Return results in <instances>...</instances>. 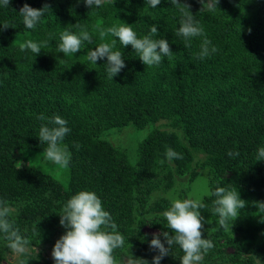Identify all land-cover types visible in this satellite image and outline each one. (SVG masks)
<instances>
[{"label": "trees", "instance_id": "1", "mask_svg": "<svg viewBox=\"0 0 264 264\" xmlns=\"http://www.w3.org/2000/svg\"><path fill=\"white\" fill-rule=\"evenodd\" d=\"M180 2L190 5L217 49L203 60L197 58L202 37L185 47L176 35L180 12L170 0L156 8L147 0H102L92 9L83 0H10L9 7L0 0V201L30 242L18 264H54L33 247L51 242L58 214L79 191L97 195L124 237V245L113 252L117 264L125 256L152 264L159 253L150 249L154 233L144 227L156 234L171 231L162 216L170 202L161 196L152 200L154 193L168 192L178 176L194 180L203 168L209 171V191L237 190L246 206L229 232L218 224L215 197L201 198L202 236L214 245L201 263L264 264V212L256 205L264 202V161H256L264 147V0H218L214 10L202 8L199 0ZM25 3L35 9L49 6L34 29H27L19 14ZM120 21L138 38L156 25L154 38L167 40L173 55L148 67L131 45L123 47L111 35L101 40L100 31ZM81 28L90 33L91 43L82 42L75 54L57 52L60 33L78 34ZM114 39L125 67L111 80L106 58L95 65L86 54ZM27 40L47 43L35 56L20 50ZM40 114L67 121L70 131L61 142L71 155L67 168L44 159ZM147 127L130 153L108 138ZM167 148L183 158L168 160ZM229 151L239 155L229 157ZM10 250L0 233V261ZM182 256L173 245L160 264H180Z\"/></svg>", "mask_w": 264, "mask_h": 264}, {"label": "clouds", "instance_id": "2", "mask_svg": "<svg viewBox=\"0 0 264 264\" xmlns=\"http://www.w3.org/2000/svg\"><path fill=\"white\" fill-rule=\"evenodd\" d=\"M83 2L89 9L102 4V0H83ZM160 2L161 0H147L152 8H156ZM199 2L202 8L207 6L210 10H214L218 0H199ZM9 3L10 0H2L4 7H9ZM170 4L180 12L176 35L183 38L185 47L190 46L193 38L202 37L197 58L203 60L215 53L217 49L212 46L204 28L189 11L190 5L181 3L180 0H170ZM46 10L49 11L47 4L40 9H35L25 3L20 8L19 14L24 26L27 29H34ZM2 26L5 29L9 27L7 23ZM75 26L80 27L78 24ZM108 35L118 38L123 47L131 45L140 61L148 67L158 66L163 58L173 55L167 40L154 38L159 35L156 25L150 26L149 34L138 38L131 25L120 21L100 31L101 40ZM82 42L91 43V35L86 29L81 28L78 34L65 29L60 33L57 52L63 55L75 54L82 50ZM46 43L38 44L27 40L19 47L21 51L30 50L37 56ZM115 44V39L110 43H100L95 50L89 49L86 54L88 61L95 65L97 60L106 58L105 70L111 80L125 67L122 51L114 50ZM36 119L44 122L38 133L40 143L46 144L43 148L44 159L67 168L71 155L67 147L62 146L61 143L70 131L66 126L67 121L59 115L46 117L40 114ZM227 154L229 157H235L239 155V152L229 151ZM165 156L168 160L183 158L171 148L166 149ZM256 161H264V147L257 150ZM205 195L215 197L212 203L213 211L218 215V224L225 231L231 232V226L238 218L239 210L246 206V201L239 198L237 190L225 187H216L214 191H207ZM256 205L261 212H264V202H256ZM204 207L205 204L201 198L183 200L176 197L171 198L170 206L162 212L167 222L166 228L171 231L152 234L149 247L159 253L153 256L152 264H160L161 259L169 255L173 245L179 246L183 252L180 264H200L203 254L214 246L212 241L202 236L204 218L201 215V209ZM10 211V208L0 201V233L4 234L8 247L13 252L23 254L30 242L20 235L19 229L15 228L13 222L8 219ZM58 215L60 216L59 224L66 231L52 247L51 257L54 264H117L113 252L124 245V237L117 231V225L113 222L109 212L104 210L101 200L94 192L79 191L72 195ZM160 236H163V242ZM133 264H148V261L133 258Z\"/></svg>", "mask_w": 264, "mask_h": 264}, {"label": "rangeland", "instance_id": "3", "mask_svg": "<svg viewBox=\"0 0 264 264\" xmlns=\"http://www.w3.org/2000/svg\"><path fill=\"white\" fill-rule=\"evenodd\" d=\"M147 130H148V127L142 130H131L128 134H125L126 131L122 132L121 134L120 132H115L113 134H110L108 138L109 140H111V142H113L114 145L127 147L129 150L128 152L130 153L132 152L136 141L142 138L145 135ZM208 178H209V171L208 169H205V168L199 169L195 179L192 181L189 180L188 175L178 176L176 177V182L174 186L172 187V189H170L166 193H162V192L160 194L157 192L154 193L152 200L160 196L166 197V199L169 202L172 197H176L181 200L185 198H193V199L202 198L205 195V193L209 191ZM144 230L150 233L156 232L155 229L151 227H147V226L144 227ZM64 232H65L64 227H62L58 223L56 225L55 232L51 237V242L49 241L46 248H40V249L36 247H33V248L36 250V252L37 251L42 252L41 256H43L44 259L48 261H54L51 257L52 247L55 244L56 240L59 239V237L63 235ZM26 250L29 251V248L26 247ZM227 250H228L227 252L232 251L231 248H228ZM19 255L20 254H17L13 252L12 250H10L6 253L5 258L0 261V264H18ZM43 258L39 259L40 263L44 262ZM122 264H133V258L129 256H125L122 259ZM200 264H202L201 261H200Z\"/></svg>", "mask_w": 264, "mask_h": 264}]
</instances>
